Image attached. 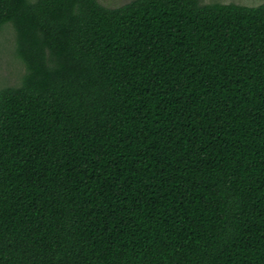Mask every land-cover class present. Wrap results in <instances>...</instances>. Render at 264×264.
<instances>
[{
    "label": "trees",
    "instance_id": "16d2710c",
    "mask_svg": "<svg viewBox=\"0 0 264 264\" xmlns=\"http://www.w3.org/2000/svg\"><path fill=\"white\" fill-rule=\"evenodd\" d=\"M0 0V264H264V3Z\"/></svg>",
    "mask_w": 264,
    "mask_h": 264
},
{
    "label": "rangeland",
    "instance_id": "374dc122",
    "mask_svg": "<svg viewBox=\"0 0 264 264\" xmlns=\"http://www.w3.org/2000/svg\"><path fill=\"white\" fill-rule=\"evenodd\" d=\"M32 1V0H31ZM35 1V0H34ZM33 1V2H34ZM107 8H118L133 0H97ZM203 4H237L246 7H256L264 0H201ZM26 73L23 62L15 51V32L11 23L0 26V91L7 87H18Z\"/></svg>",
    "mask_w": 264,
    "mask_h": 264
}]
</instances>
